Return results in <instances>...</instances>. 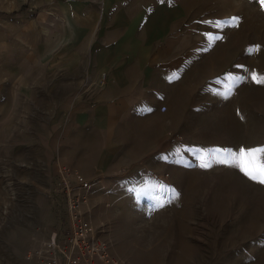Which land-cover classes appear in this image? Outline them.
Here are the masks:
<instances>
[{
    "label": "rangeland",
    "instance_id": "rangeland-1",
    "mask_svg": "<svg viewBox=\"0 0 264 264\" xmlns=\"http://www.w3.org/2000/svg\"><path fill=\"white\" fill-rule=\"evenodd\" d=\"M177 3L162 53L173 70L161 127L140 132L138 145L121 134L119 155L91 166L94 150L74 162L57 127L60 109L96 87L61 66L58 0H0L4 81L5 61L15 66L0 84L13 104L12 127L5 112L0 121V264H32L28 251L68 237L76 183L63 168L89 181L81 213L126 264H264V185L208 158L264 146V83L253 80L264 78V8L259 0Z\"/></svg>",
    "mask_w": 264,
    "mask_h": 264
},
{
    "label": "crops",
    "instance_id": "crops-1",
    "mask_svg": "<svg viewBox=\"0 0 264 264\" xmlns=\"http://www.w3.org/2000/svg\"><path fill=\"white\" fill-rule=\"evenodd\" d=\"M58 5L64 11L58 14L60 28L65 32L60 33L65 36L64 42L60 41L63 40L60 34L58 41L61 66L67 71L73 69V75L86 78L98 88L92 94L84 93L82 101L76 100L66 108L65 104L60 109L57 127H63L68 141L63 148L74 149V162L81 163L76 158L82 149L90 148L96 158L92 157L88 163L98 165L97 157L105 160L119 155L117 151L123 146L118 141L121 134L123 139L138 140V145L144 142L140 132L161 127V115L170 106V97L163 96V89L171 88L167 75L173 70L170 59L162 53L168 50L164 40L171 31L170 23L177 19L178 3L177 0H58ZM7 64L4 81L0 61V84L9 82L10 71L15 70L13 64L5 61ZM82 67L83 73L79 70ZM102 76L105 80H101ZM164 76L167 84L163 82ZM9 96L0 89V121L5 112L6 123L11 124L13 104ZM7 126L12 127L8 123Z\"/></svg>",
    "mask_w": 264,
    "mask_h": 264
},
{
    "label": "built area",
    "instance_id": "built-area-1",
    "mask_svg": "<svg viewBox=\"0 0 264 264\" xmlns=\"http://www.w3.org/2000/svg\"><path fill=\"white\" fill-rule=\"evenodd\" d=\"M63 173L76 183L73 191L71 189L67 193L71 231L63 244L52 236L41 247L28 251L25 260L32 264H60L59 257L62 256L65 264H126L109 252L104 241L96 238L90 220L81 213V206L87 199L89 181L67 168H63Z\"/></svg>",
    "mask_w": 264,
    "mask_h": 264
},
{
    "label": "snow or ice",
    "instance_id": "snow-or-ice-1",
    "mask_svg": "<svg viewBox=\"0 0 264 264\" xmlns=\"http://www.w3.org/2000/svg\"><path fill=\"white\" fill-rule=\"evenodd\" d=\"M261 7L264 8V0H259ZM235 19V18H234ZM253 49H249L252 52ZM253 80L257 83H264V78H257L253 74ZM220 157L219 162L230 167L237 168L245 177L253 182L264 185V146L246 149L241 147L238 151L218 149L208 154V158ZM201 167L207 168L211 165L207 162L204 155L200 156Z\"/></svg>",
    "mask_w": 264,
    "mask_h": 264
}]
</instances>
